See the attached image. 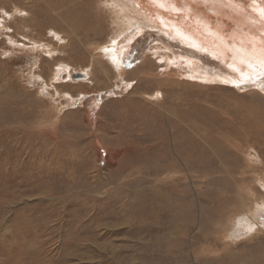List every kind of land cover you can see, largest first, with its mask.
Here are the masks:
<instances>
[{
    "label": "rangeland",
    "instance_id": "374dc122",
    "mask_svg": "<svg viewBox=\"0 0 264 264\" xmlns=\"http://www.w3.org/2000/svg\"><path fill=\"white\" fill-rule=\"evenodd\" d=\"M35 4L0 0V264H264V96L191 75L160 35L104 57L123 7L66 23Z\"/></svg>",
    "mask_w": 264,
    "mask_h": 264
},
{
    "label": "bare ground",
    "instance_id": "6f19581e",
    "mask_svg": "<svg viewBox=\"0 0 264 264\" xmlns=\"http://www.w3.org/2000/svg\"><path fill=\"white\" fill-rule=\"evenodd\" d=\"M32 1H33V3H36L35 5L39 4L41 7H42V5H45L47 3V5L51 8V10H49V12H48V17L52 18V16H53L51 21H53L55 19V17L58 16L61 19H63L66 23L75 22V21L86 23L87 21H89L90 18L94 19V12L93 11H95L97 8L95 6L97 4V2H96V4H94V0H32ZM99 1H101L102 4H105V6H108V7H110V5L112 6L113 4L117 5L119 7V9L123 7V10L127 11V12L125 13L123 11L125 16L123 15L122 18L130 17L132 20V22H131L132 26H134V27H132V29L129 30L126 37L124 36L120 40V42L114 43L112 46H110V42H109L108 44H106L102 47L101 55H103L104 57L106 56L107 58L112 59L111 61H116L118 63H122V62L126 63V61L129 60V58H134L135 56L137 57L138 55H140L139 53L142 51V49L147 47L146 46L147 42L152 41L154 36L160 35V37L158 39L160 40V43L162 44L161 49H163V48L165 50L168 49L169 52L171 51L174 55L176 54L175 58H177V61H174V62H176V64H178L180 67H183V65H185L186 69L191 71V75H193V76L201 75L204 78V80H206V79L209 81L214 80V81L223 82L224 84L225 83L230 84V85L234 86L235 88H237V89H235V90H237V92L239 91V92L244 93V94H246V92H247L249 94L250 92L253 93L252 91H255V92L257 91V93H260L262 96H264V0H111L114 3H110V0H99ZM21 3H22V5L24 4V2H22V1H21ZM101 7H103V6H101ZM103 9L104 8H102V11H103ZM76 10H77V14H76ZM98 11H100V9H98ZM128 14H129V16H128ZM96 21H97V24L99 25L98 19H96ZM102 21L105 22L106 20L102 19ZM52 23H54V22H52ZM152 30H155V32ZM127 31H126V33H127ZM161 36H164L166 38L165 39L161 38ZM174 60H176V59H174ZM169 62H171V61H169ZM214 63H217L218 65L222 66L221 68H219V66H218V68L220 70L219 69H217V70H219V71L214 70V67H215V65H213ZM162 64H163V62H162ZM65 67H67V66H65ZM61 68L63 69V67H61ZM125 68H127V67L125 66ZM65 69H67V68H65ZM118 70H120V68L117 69V71ZM63 71H60V72L63 73ZM68 71H69V68H68ZM212 71H216L215 72L216 74L212 73ZM120 72L122 73L123 71H119V74H120ZM169 72L171 73V70ZM87 73H88V75L87 74H85V75L79 74L82 77V79H80V80H84V78L91 75L88 71H87ZM162 74H163V72H162ZM162 74H161V76H162ZM71 75H73V74H71ZM105 75L107 76L106 72H105ZM121 76H122V74H121ZM60 77H62V76H60ZM60 77H58V78H60ZM154 77H155V79H157V77H159V76L156 74V76L154 75ZM171 77H173V76H171ZM69 78H71V77H69ZM161 78H163V77H161ZM197 78H196V80H199ZM194 80H195V78H194ZM201 81H203V80H201ZM54 82L56 84V81H54ZM205 83H207V82L205 81ZM208 83L210 84L211 82H208ZM129 84L131 85V83H129ZM214 84H217V83H214ZM137 86H140V84H138ZM78 87H81V86H78ZM127 87H128V85H127ZM55 90H57V89H55ZM55 92H57V91H55ZM22 94L23 93H18V94H16V97H21ZM62 95H64V94H62ZM54 96H56V95H54ZM50 98H52V96ZM63 98L65 100V97H63ZM55 101H56V99H55ZM159 101L160 100H158V102ZM42 102H44V101H42ZM260 107H262V106H260ZM56 108H58V107H56ZM259 108H257V110ZM30 112L32 113V111H30ZM24 116H25V114H24ZM250 122H252V125L248 128V130L251 134H253L257 137L255 140L258 142V145L262 147V148H260V151H262V150H264V104H263L262 108H260L254 115H252ZM30 132H32V131H30ZM256 141H254V142L257 145ZM227 142H228V140H227ZM231 146H232V144H231ZM28 158H30V157H28ZM261 161L263 163L264 159L261 158ZM246 162H248V161H246ZM33 164H35V163H33ZM260 183L262 184L261 185L262 189H264V175H262V178L260 177ZM38 185H40V184H38ZM19 186H20V183H19ZM43 193H44V191H43ZM1 195H3V194H1ZM43 196H44V194H43ZM54 196H55V194H54ZM222 196H224V195H222ZM159 197H160V195H159ZM225 200H226V198H225ZM231 202H232V200H231ZM231 202H230V204H231ZM237 203H238V201H237ZM246 204H247V202H246ZM178 205H179V202H178ZM224 205H226V204H224ZM241 205H243V204H241ZM262 206L264 207V203ZM255 209H257V208H255ZM42 210H44V209H42ZM247 211H249V210L247 209ZM260 211H262V210H260ZM43 212H46V211H43ZM261 215H263V214H261ZM246 216L247 215L245 213V217ZM259 219H261V218H259ZM240 223H241V221H240ZM227 227H230V226L227 225ZM160 228H162V227H160ZM231 229H232V227H231ZM243 230L244 229L242 228V231ZM242 231H241V233H242ZM232 233L235 234L234 232H232ZM260 237H261V235H260ZM157 257H159V256L157 255ZM226 257L228 258L229 256H226ZM253 263H255V262H253Z\"/></svg>",
    "mask_w": 264,
    "mask_h": 264
},
{
    "label": "water",
    "instance_id": "95a60500",
    "mask_svg": "<svg viewBox=\"0 0 264 264\" xmlns=\"http://www.w3.org/2000/svg\"><path fill=\"white\" fill-rule=\"evenodd\" d=\"M80 77H81V75H79V74L75 75V78H80Z\"/></svg>",
    "mask_w": 264,
    "mask_h": 264
}]
</instances>
